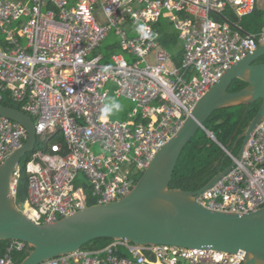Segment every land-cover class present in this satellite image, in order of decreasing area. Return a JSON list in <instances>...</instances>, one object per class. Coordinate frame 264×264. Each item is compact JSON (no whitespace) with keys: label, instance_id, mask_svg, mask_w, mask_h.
<instances>
[{"label":"built area","instance_id":"1","mask_svg":"<svg viewBox=\"0 0 264 264\" xmlns=\"http://www.w3.org/2000/svg\"><path fill=\"white\" fill-rule=\"evenodd\" d=\"M258 10L261 32L245 33L242 21ZM227 12L238 21L231 22ZM163 20L184 43L181 66L155 29ZM109 41L107 50L114 53L108 56L101 49ZM260 45L264 0H0V104L7 94L21 106L48 150L31 154L29 197L23 204L16 200L18 208L44 225L91 206L90 201L121 199L197 102ZM108 84L116 87L117 98L137 105L125 120L100 119L111 93ZM58 135L64 143L51 142ZM27 139L24 127L0 118V164ZM224 150L235 167L197 202L240 215L264 208V119L240 159ZM20 177L21 167L14 177L15 199ZM27 248L25 242L9 241L0 264H16L14 254ZM245 258L243 251L114 241L41 264H244Z\"/></svg>","mask_w":264,"mask_h":264},{"label":"water","instance_id":"2","mask_svg":"<svg viewBox=\"0 0 264 264\" xmlns=\"http://www.w3.org/2000/svg\"><path fill=\"white\" fill-rule=\"evenodd\" d=\"M264 45L232 66L196 104L179 131L162 147L132 190L121 199L88 206L55 224L38 225L22 212L13 192L15 173L23 159L38 145L35 121L22 110L0 104V118L20 124L28 139L0 164V242L22 241L31 249L20 264L45 261L79 252L98 239L128 241L145 247L168 245L186 249H211L246 254L244 264H264V208L240 215L212 211L197 202V196L218 183L235 167L232 162L206 186L189 192L171 189L179 159L188 143L218 110L262 101L246 131L236 156L264 119ZM247 86L230 92L235 81ZM216 140V139H214ZM152 262H156L154 256Z\"/></svg>","mask_w":264,"mask_h":264},{"label":"trees","instance_id":"3","mask_svg":"<svg viewBox=\"0 0 264 264\" xmlns=\"http://www.w3.org/2000/svg\"><path fill=\"white\" fill-rule=\"evenodd\" d=\"M231 22H237V18L227 12ZM248 21H245V20ZM263 12L257 11L250 17L242 21L245 33L256 34L261 32L263 27ZM155 29L161 33V42L163 46L172 55L173 61L177 66H181L184 47L179 37V32L172 30L169 25H163L162 22L155 26ZM115 51V50H114ZM117 51V50H116ZM115 51V52H116ZM114 52L106 50L109 56ZM259 63H264V57ZM247 86L242 81H235L230 92L239 91ZM262 101H258L251 105H242L234 108H225L216 111L206 122V130L212 133L216 140L212 139L204 130H200L196 136L185 147L179 162L177 164L174 178L171 182V189H180L183 191L194 192L206 186L219 172L225 170L232 164V160L228 157L225 150H228L235 156L238 155L243 139L239 137L246 131L250 122L257 115ZM1 105L21 110V106L15 104L7 94L3 96ZM122 120L124 117H120ZM52 143H64L61 135L54 137ZM37 149H44L43 145H37ZM31 159V154L27 155L21 163V177L17 186L16 200L18 204H23L28 199V182L29 176L26 171V165ZM141 178V177H140ZM137 182L139 181V179ZM136 182V183H137ZM94 205L93 201L89 202ZM111 239H98L84 246L85 250L103 249L113 243ZM9 241L0 242V258L4 255ZM28 247L25 252L14 254L16 264H20L30 253Z\"/></svg>","mask_w":264,"mask_h":264},{"label":"rangeland","instance_id":"4","mask_svg":"<svg viewBox=\"0 0 264 264\" xmlns=\"http://www.w3.org/2000/svg\"><path fill=\"white\" fill-rule=\"evenodd\" d=\"M245 21H248V20L246 19ZM162 24L163 25L167 24V26H168L169 22L163 20ZM172 30H174L173 26H172ZM112 38H113L112 40L114 42H116V43L119 42L117 38H115V37H112ZM182 47H184V43L182 44ZM106 88L108 90H110V92H111L110 93V97L116 99L122 105L121 110H119L118 112H115L112 116H110V118L112 120H118V121L122 120L120 118L121 117L120 115H127L128 113H132L133 110L137 107V105L134 102L130 101V100H127V99H124V98H117L115 96V94H114V92L116 90V87L113 84H108ZM39 144L43 145V143H41L40 141H39ZM96 150H97L98 153H101V151L98 148H96L95 151ZM141 176L142 175H140V177ZM78 180H79L80 184H83L84 182H86L85 177L83 175H80Z\"/></svg>","mask_w":264,"mask_h":264},{"label":"clouds","instance_id":"5","mask_svg":"<svg viewBox=\"0 0 264 264\" xmlns=\"http://www.w3.org/2000/svg\"><path fill=\"white\" fill-rule=\"evenodd\" d=\"M137 31L140 33L144 32L143 26H138ZM122 105L114 98L107 97L106 102L103 104V107L100 109V119L106 121L110 116L115 112L121 110Z\"/></svg>","mask_w":264,"mask_h":264},{"label":"crops","instance_id":"6","mask_svg":"<svg viewBox=\"0 0 264 264\" xmlns=\"http://www.w3.org/2000/svg\"><path fill=\"white\" fill-rule=\"evenodd\" d=\"M110 44H111L110 41H109V42H106V43L104 44L103 48L101 49V51L104 52V53H106V50L108 49L107 47L110 46ZM114 50H115V48H114ZM106 55H107V54H106ZM114 94H115V92H114ZM115 96H116V95H115ZM120 116L124 117L123 120H125L127 115H120ZM120 121H122V120H120Z\"/></svg>","mask_w":264,"mask_h":264},{"label":"bare ground","instance_id":"7","mask_svg":"<svg viewBox=\"0 0 264 264\" xmlns=\"http://www.w3.org/2000/svg\"><path fill=\"white\" fill-rule=\"evenodd\" d=\"M113 39V38H112ZM98 241V240H97Z\"/></svg>","mask_w":264,"mask_h":264},{"label":"flooded vegetation","instance_id":"8","mask_svg":"<svg viewBox=\"0 0 264 264\" xmlns=\"http://www.w3.org/2000/svg\"><path fill=\"white\" fill-rule=\"evenodd\" d=\"M259 63V62H258Z\"/></svg>","mask_w":264,"mask_h":264}]
</instances>
